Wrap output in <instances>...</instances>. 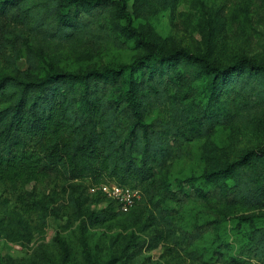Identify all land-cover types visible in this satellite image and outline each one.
I'll return each instance as SVG.
<instances>
[{"label": "trees", "instance_id": "16d2710c", "mask_svg": "<svg viewBox=\"0 0 264 264\" xmlns=\"http://www.w3.org/2000/svg\"><path fill=\"white\" fill-rule=\"evenodd\" d=\"M126 7L125 0H0V57L9 67L0 73V213L17 222L7 210L13 203L26 213L24 228L31 233L44 232L48 216L63 208H69L70 219L85 216L86 224L96 226L122 213L131 217L141 205L150 224L158 225L152 244L166 238L191 245L215 229L214 221L178 234V209L164 202L213 199L264 207V146L206 169L202 186L160 189L154 175L176 156L180 143L208 136L217 125L264 105V60L243 55L220 64L172 44L154 46L119 66L52 68L38 75L39 47L124 46L114 31L126 18ZM21 49L31 73L17 65ZM103 175L109 179L100 183L139 187L147 199L121 209L85 182ZM1 230L10 233L3 224ZM247 237L246 249L264 264V224ZM219 258L248 264L234 255Z\"/></svg>", "mask_w": 264, "mask_h": 264}, {"label": "rangeland", "instance_id": "374dc122", "mask_svg": "<svg viewBox=\"0 0 264 264\" xmlns=\"http://www.w3.org/2000/svg\"><path fill=\"white\" fill-rule=\"evenodd\" d=\"M125 1L127 16L114 31L125 41L124 46L109 42L99 50L74 49L68 43L55 42L50 49L39 47L38 75L52 68L119 66L154 46L172 44L206 53L220 64L243 55L264 60V0H147V8L140 5L141 0L138 5L135 0ZM17 65L31 73L25 49L20 50ZM8 71L7 62L0 57V73ZM260 146H264V105L246 111L230 124L217 125L208 136L180 143L176 156L156 171L154 184L160 189L202 186L200 179L206 169ZM106 179L107 175L88 177L85 182L95 187ZM26 187L31 189L33 181ZM143 199H147L145 195ZM164 204L178 209V234L181 228L191 230L209 220L216 227L191 245L166 238L152 244L158 225L150 224L147 210L141 211L139 205L131 217L122 213L96 226L86 224L85 216L70 219L69 208H63L48 216L44 232L28 233L24 228L27 219L22 218L26 213L10 203L7 210L18 218L14 222L9 214L0 213V264H227L219 258L222 255L263 264L245 245L249 231L264 224V207L231 206L213 199ZM102 206L94 204L93 208ZM1 224L10 233L1 230Z\"/></svg>", "mask_w": 264, "mask_h": 264}, {"label": "built area", "instance_id": "2783aa9c", "mask_svg": "<svg viewBox=\"0 0 264 264\" xmlns=\"http://www.w3.org/2000/svg\"><path fill=\"white\" fill-rule=\"evenodd\" d=\"M92 190H100L108 197L114 199L121 209L128 211L143 196V192L139 187L131 185H121L115 182H102Z\"/></svg>", "mask_w": 264, "mask_h": 264}]
</instances>
